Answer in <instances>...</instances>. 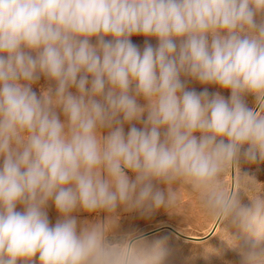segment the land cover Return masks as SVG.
<instances>
[{
  "label": "clouds",
  "instance_id": "obj_1",
  "mask_svg": "<svg viewBox=\"0 0 264 264\" xmlns=\"http://www.w3.org/2000/svg\"><path fill=\"white\" fill-rule=\"evenodd\" d=\"M256 163L264 0H0V264H173L116 230L118 209L176 207V184L222 225L234 264H264V190L241 167ZM78 210L107 215L78 224Z\"/></svg>",
  "mask_w": 264,
  "mask_h": 264
},
{
  "label": "rangeland",
  "instance_id": "obj_2",
  "mask_svg": "<svg viewBox=\"0 0 264 264\" xmlns=\"http://www.w3.org/2000/svg\"><path fill=\"white\" fill-rule=\"evenodd\" d=\"M131 40L141 50H143L146 43H150L154 47L158 44L155 38H146L144 36H133ZM92 42L95 43V40L93 39ZM182 79L187 80V88L189 90L201 92L207 89L209 93L219 92L225 99H228L231 95L230 90L220 88L217 85H201L199 82L191 80L190 78L182 77ZM50 83L51 82L47 81L44 77H41V79L33 85V91L39 96L43 89L50 86ZM73 91H75V89H73ZM245 100L249 108L257 107L254 96L248 95L245 97ZM140 103H143V100H140ZM60 118L61 120L64 119L62 114ZM134 123L136 127L143 126L142 123ZM129 127L130 125L127 124L124 126L125 133H127ZM241 167L243 171L254 176L255 179L262 184L258 187L264 190V163L242 164ZM129 176L132 177L133 174L129 173ZM227 182L230 183V177ZM161 187L164 186L161 185ZM172 187L179 199V203L176 207L170 210L161 208L151 216H141L137 212H125L123 209H118L119 221L116 230L117 233L142 236L150 231L170 225L185 236L196 238L207 236L214 228L216 222L207 215L199 196L186 185L176 184ZM242 202L244 204L249 203L247 197H242ZM16 210L23 211V206L18 204ZM46 211L50 224L54 225L59 219V213L52 202H49ZM73 215L76 216L79 224L84 221H102L107 214L102 211L98 213H88L78 210L74 212ZM232 231L235 232L236 230L232 229ZM221 233L222 225L219 224L215 234L208 240L202 242L186 241L167 231L149 236L144 238V240L149 246L159 245L170 249L173 264H230V262L234 264L237 260L236 254L229 243L220 235ZM18 264H20V262H18ZM33 264H39L38 257L34 258Z\"/></svg>",
  "mask_w": 264,
  "mask_h": 264
},
{
  "label": "water",
  "instance_id": "obj_3",
  "mask_svg": "<svg viewBox=\"0 0 264 264\" xmlns=\"http://www.w3.org/2000/svg\"><path fill=\"white\" fill-rule=\"evenodd\" d=\"M219 224H220V223H216L215 226H214V228L210 231V233H209L207 236L203 237V238H196V237L185 236V235L181 234L180 232H178L177 230H175V229H174L173 227H171V226H163V227H161V228H159V229H156V230L150 231V232H148V233H146V234H144V235H142V236H139V237H143V239H144V238H147V237H149V236H152V235H155V234H157V233H160V232H162V231H167V232H171V233H173L174 235H176V236H178V237L183 238V239L186 240V241L202 242V241H206V240H208L209 238H211V237L215 234V232H216V230H217Z\"/></svg>",
  "mask_w": 264,
  "mask_h": 264
},
{
  "label": "bare ground",
  "instance_id": "obj_4",
  "mask_svg": "<svg viewBox=\"0 0 264 264\" xmlns=\"http://www.w3.org/2000/svg\"><path fill=\"white\" fill-rule=\"evenodd\" d=\"M170 226V225H169ZM172 227V226H171Z\"/></svg>",
  "mask_w": 264,
  "mask_h": 264
}]
</instances>
